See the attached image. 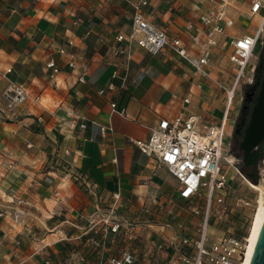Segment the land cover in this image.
I'll list each match as a JSON object with an SVG mask.
<instances>
[{"label": "crops", "instance_id": "obj_1", "mask_svg": "<svg viewBox=\"0 0 264 264\" xmlns=\"http://www.w3.org/2000/svg\"><path fill=\"white\" fill-rule=\"evenodd\" d=\"M140 1L0 0V211L6 213L0 264L99 263L88 219L116 192L127 219L146 207L145 217L173 225L164 237L196 234L199 219L180 198L178 182L135 142L148 141L162 119L192 114L218 123L223 98L179 58L118 41L131 35ZM149 2L150 21L185 39L187 25L200 28L208 8V0ZM247 8L232 11L237 25ZM235 32L242 36L249 28L228 35ZM51 59L61 69L56 80L46 68ZM213 59L212 76L226 82L233 66L223 51ZM10 82L29 93L25 104L9 107L3 93ZM121 244L109 243L103 256L118 255Z\"/></svg>", "mask_w": 264, "mask_h": 264}, {"label": "built area", "instance_id": "obj_2", "mask_svg": "<svg viewBox=\"0 0 264 264\" xmlns=\"http://www.w3.org/2000/svg\"><path fill=\"white\" fill-rule=\"evenodd\" d=\"M150 4L149 0L139 2L131 35L128 38L121 35L118 41L127 42L129 46L135 43L153 56L179 58L185 67L192 68L193 75L210 79L223 98L224 110L218 123H203L192 114L162 119L151 129L148 141L135 142L144 155L155 159L158 166L165 168L178 182L180 198L193 217L199 219L196 234L164 237L165 230L173 225L159 218L145 217L150 212L146 207L142 215L127 219L120 214L126 207L124 199L116 192L108 207L97 208L89 217L87 234H93L89 242L100 249L97 264H242L250 232L248 224L260 201L242 194L234 195L229 186V174L233 170L237 181H246L250 187L261 191L264 158L254 185L235 164L229 137L232 138L238 116L236 109L242 100L237 99L238 95L256 80L257 63L252 65V61L257 60L264 41V0H208V8L200 16L201 27L189 23L186 39L171 37L167 30L156 27L146 13ZM243 5L248 7L243 17L257 25L249 28L248 34L228 35L237 27L232 11L240 12ZM216 51H223L224 58L234 68L226 82L213 77L210 71ZM125 52L130 60L129 51L125 49ZM70 66L75 68L74 63ZM46 68L51 80H56L61 73L53 59ZM85 75L86 71L81 82L85 81ZM109 89L114 90L115 86L111 84ZM105 93V90L100 91L102 96ZM3 96L10 108L25 104L30 98L23 86L13 82L7 85ZM112 108L114 112H124L117 104H112ZM102 131L105 133L106 129ZM5 217L6 213L0 211V220ZM97 235L101 236L100 241ZM109 243H122L123 250L118 255L104 257ZM44 264H53V261L48 258Z\"/></svg>", "mask_w": 264, "mask_h": 264}, {"label": "water", "instance_id": "obj_3", "mask_svg": "<svg viewBox=\"0 0 264 264\" xmlns=\"http://www.w3.org/2000/svg\"><path fill=\"white\" fill-rule=\"evenodd\" d=\"M240 146L245 152L246 160L253 155H257L258 159L264 158V77ZM249 178L255 179L252 176ZM250 264H264V223Z\"/></svg>", "mask_w": 264, "mask_h": 264}, {"label": "flooded vegetation", "instance_id": "obj_4", "mask_svg": "<svg viewBox=\"0 0 264 264\" xmlns=\"http://www.w3.org/2000/svg\"><path fill=\"white\" fill-rule=\"evenodd\" d=\"M262 77H264V41H263V45L258 55V65H257L255 83L253 86H249L251 88L247 90V92L245 93V98L243 100L244 105L242 104L243 105L242 112L244 113L243 114L244 117L241 121H238L239 117L237 116L236 122H235L236 127L234 131V135L232 136L234 138L240 139L238 140L236 145L233 146V151L238 157V163L242 165V171L248 177L249 176L254 177L255 178L254 180H257L258 171H259V163L261 162L263 158L258 159L257 155H253L252 157L248 158V160H246V155H245V152L241 149L240 142L244 137L245 129L251 119L252 112L250 113V107L251 105L254 107L255 98L257 97L260 91V88H261L260 84L263 80Z\"/></svg>", "mask_w": 264, "mask_h": 264}, {"label": "rangeland", "instance_id": "obj_5", "mask_svg": "<svg viewBox=\"0 0 264 264\" xmlns=\"http://www.w3.org/2000/svg\"><path fill=\"white\" fill-rule=\"evenodd\" d=\"M256 25H257V22H255V21L252 22V21L244 20L240 24L237 25V29H239L240 31H245L248 28H251V29L255 28ZM257 53H258V50H257ZM256 63L258 65V58H257V60H253L252 61V65H255ZM227 78L225 77V79H227ZM260 86H261V84H260ZM250 88L251 87L245 86L243 88L242 92H241V95L240 94L238 95V98L237 99H239V100L242 99L241 100V103L238 104L237 109H236L237 110L238 117H239V120L238 121H241L243 119V117H244V115H243L244 113L242 112L243 105H244V101L243 100L245 98V93ZM252 109H253V106L251 105V107H250V113L252 112ZM235 127H236V125H234V131H235ZM234 131H233L232 136L234 135ZM238 140H240V139L239 138H234V137H232V138L229 137V142L231 143V152L234 154V162L237 165V167H239L242 170V165H240V163H238V157H237V155L233 151V146L236 145V143L238 142ZM262 161H263V159L259 163V170H260V168L262 166ZM259 174H260V171H258L257 180L259 179V176H260ZM246 177H247V179L252 184H254V185L257 184V180L256 181L255 180H251L247 175H246ZM229 186L231 187L232 192L234 193V195L242 194V195L246 196L249 199H252V200H255V201H261V195H262V191L264 190V188H262L261 191H256L255 189H253L252 187H250V185L246 181H243V182L237 181V179H236V173L233 170L229 174ZM258 206H259V204L257 203V207ZM252 221H253V219H252ZM251 225H252V222L248 224V226L250 228H251Z\"/></svg>", "mask_w": 264, "mask_h": 264}, {"label": "bare ground", "instance_id": "obj_6", "mask_svg": "<svg viewBox=\"0 0 264 264\" xmlns=\"http://www.w3.org/2000/svg\"><path fill=\"white\" fill-rule=\"evenodd\" d=\"M263 223H264V190L262 191L261 201L259 203L257 211L254 214V218L250 228V233L247 238V251L245 258L242 261V264L251 263Z\"/></svg>", "mask_w": 264, "mask_h": 264}, {"label": "trees", "instance_id": "obj_7", "mask_svg": "<svg viewBox=\"0 0 264 264\" xmlns=\"http://www.w3.org/2000/svg\"><path fill=\"white\" fill-rule=\"evenodd\" d=\"M256 181V180H255Z\"/></svg>", "mask_w": 264, "mask_h": 264}]
</instances>
